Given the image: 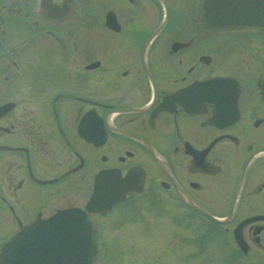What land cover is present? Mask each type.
I'll use <instances>...</instances> for the list:
<instances>
[{
	"label": "flooded vegetation",
	"instance_id": "af4514ba",
	"mask_svg": "<svg viewBox=\"0 0 264 264\" xmlns=\"http://www.w3.org/2000/svg\"><path fill=\"white\" fill-rule=\"evenodd\" d=\"M204 3L0 0V251L135 169L100 231L146 201L197 255L264 264V32L203 29Z\"/></svg>",
	"mask_w": 264,
	"mask_h": 264
},
{
	"label": "water",
	"instance_id": "95a60500",
	"mask_svg": "<svg viewBox=\"0 0 264 264\" xmlns=\"http://www.w3.org/2000/svg\"><path fill=\"white\" fill-rule=\"evenodd\" d=\"M204 29L230 31L252 27L264 31V0H204ZM134 171L96 187L88 211L104 212L135 188ZM78 208L60 210L47 219L38 218L18 230L0 253V264H94L100 244L95 218Z\"/></svg>",
	"mask_w": 264,
	"mask_h": 264
},
{
	"label": "rangeland",
	"instance_id": "374dc122",
	"mask_svg": "<svg viewBox=\"0 0 264 264\" xmlns=\"http://www.w3.org/2000/svg\"><path fill=\"white\" fill-rule=\"evenodd\" d=\"M140 206L142 209L125 214V225L118 230L113 231L110 227L115 221L123 218H119V214H114L104 221L108 226V232L105 229L104 237L115 239L114 244L106 243L107 252L106 249L104 251L109 255L105 260H112L116 264H214L205 256L197 255L202 247L193 245V242H176L172 231L165 225L167 222L165 217L150 210L146 201ZM141 215L143 219L139 220ZM197 246L199 251L194 253ZM201 253L204 254V249Z\"/></svg>",
	"mask_w": 264,
	"mask_h": 264
}]
</instances>
